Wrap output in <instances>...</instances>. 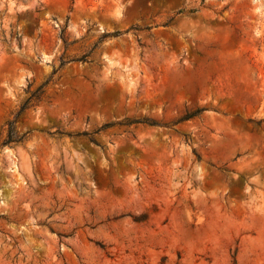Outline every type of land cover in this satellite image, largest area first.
<instances>
[{
  "label": "rangeland",
  "instance_id": "1",
  "mask_svg": "<svg viewBox=\"0 0 264 264\" xmlns=\"http://www.w3.org/2000/svg\"><path fill=\"white\" fill-rule=\"evenodd\" d=\"M0 264H264V0H0Z\"/></svg>",
  "mask_w": 264,
  "mask_h": 264
},
{
  "label": "trees",
  "instance_id": "2",
  "mask_svg": "<svg viewBox=\"0 0 264 264\" xmlns=\"http://www.w3.org/2000/svg\"><path fill=\"white\" fill-rule=\"evenodd\" d=\"M194 10H195V9H191L190 11H194ZM61 35H62L63 42L66 44L67 42H66V38H65L64 35H63V31L61 32ZM99 41H100V40H99ZM99 41H97V42L93 45V47H95V46L98 44ZM87 55H88V53H85V54L81 55V56L78 57V58H72V61H85V58H86ZM65 62H66V60L61 59V60H60V65H63ZM38 91H39V88H37L36 91L32 92L31 95H30L29 97H27V98L23 101V103H22V104L20 105V107H19L18 113L22 112L23 110H25V109L28 107V105L30 104V101H32V99H33L34 97L37 96V92H38ZM196 112H197V111L192 112V113H186L185 116H184V118H188V117L194 115ZM135 121H136V122H145V123H147V124H149V125H154V124H156V122H155L154 120L150 119V118H144V119H142V120H135ZM13 122H14V120H11V121L8 122V133H7V137H6V139L2 142V144H3V143H4V144H8V143H10V142H12V141H17V140H19V139L16 137V135L14 134V130H13Z\"/></svg>",
  "mask_w": 264,
  "mask_h": 264
}]
</instances>
